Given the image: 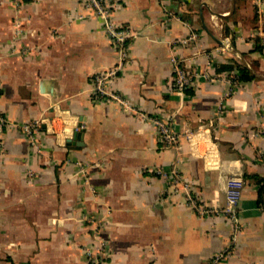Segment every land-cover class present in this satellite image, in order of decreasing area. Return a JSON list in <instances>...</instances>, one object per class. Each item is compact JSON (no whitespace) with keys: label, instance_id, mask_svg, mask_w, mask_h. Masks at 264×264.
<instances>
[{"label":"crops","instance_id":"obj_1","mask_svg":"<svg viewBox=\"0 0 264 264\" xmlns=\"http://www.w3.org/2000/svg\"><path fill=\"white\" fill-rule=\"evenodd\" d=\"M113 1L112 21L132 33L108 83L125 106L92 92L120 53L81 0H0V113L11 123L0 264H95L87 250L96 264H207L223 250L218 264H264V0ZM230 62L254 78L238 84L220 70ZM176 66L212 80L179 93ZM25 124H37L30 137ZM232 176L234 221L222 211Z\"/></svg>","mask_w":264,"mask_h":264},{"label":"built area","instance_id":"obj_2","mask_svg":"<svg viewBox=\"0 0 264 264\" xmlns=\"http://www.w3.org/2000/svg\"><path fill=\"white\" fill-rule=\"evenodd\" d=\"M82 3L90 9L91 13L101 20L103 30L105 31L106 35L112 42L114 43L116 49L120 53V60L118 64L115 67H111L109 69H106L102 72H100L95 77L94 86L92 88L93 94L99 98L103 99L105 97H109L111 99H115L119 101L122 105L125 106V103L119 99V97L113 93L110 89H108V83L113 79L114 75L118 72V70L122 67L123 63L125 62V59L127 57V53L125 51V43L126 40L132 36V33L130 30L116 25L112 19L111 14L115 8V3L113 0H81ZM183 43L187 42V39L182 40ZM224 48H229V42L225 39L223 42ZM200 77L207 78L209 80H212L211 77H208L206 74H201L199 72H186L180 67L176 66L174 68V76L172 79V87L178 91L179 93H184L186 90L192 88L194 84L196 83V80H198ZM236 79H233L230 81V83L235 86ZM152 122L157 127V133L160 138V140L165 144L175 143L178 140V134L175 133L167 120L161 119V118H154L151 119ZM11 123L9 120L0 113V151L2 149V133L4 128L6 126L10 125ZM37 124H25L22 125L21 128L23 129L24 133L27 136H32L33 129L36 127ZM172 176L175 179H179V173L177 170L173 169ZM187 187V185L185 186ZM242 187V180L238 176H232L228 179V188H227V198H226V204L222 208V211L227 214L231 220L236 219L237 215V202L240 197V189ZM187 190V188H186ZM187 198L190 202V204L198 209L201 215H205L209 212V210L204 209L203 207H200V205L197 202V199L191 197L190 194L187 195ZM94 248V247H93ZM95 249H99L101 251L103 249V245L99 244L96 245ZM88 255L91 256L93 262L95 264L97 261H94V251L87 250ZM227 250L220 251L216 253L207 264H218L221 261H223L226 257Z\"/></svg>","mask_w":264,"mask_h":264},{"label":"trees","instance_id":"obj_3","mask_svg":"<svg viewBox=\"0 0 264 264\" xmlns=\"http://www.w3.org/2000/svg\"><path fill=\"white\" fill-rule=\"evenodd\" d=\"M222 66L220 70H236L235 71V77L238 81V84H241L242 82H247L249 80H252L254 78V75L250 72L249 69L243 67L240 68L234 64V62L221 64ZM260 188H259V202L264 203V179L259 180Z\"/></svg>","mask_w":264,"mask_h":264},{"label":"water","instance_id":"obj_4","mask_svg":"<svg viewBox=\"0 0 264 264\" xmlns=\"http://www.w3.org/2000/svg\"><path fill=\"white\" fill-rule=\"evenodd\" d=\"M81 131H77L74 133L72 140L68 141V143H76L78 139H80Z\"/></svg>","mask_w":264,"mask_h":264}]
</instances>
